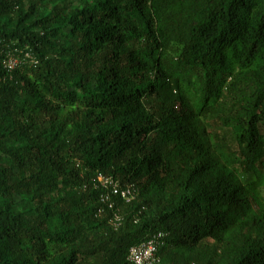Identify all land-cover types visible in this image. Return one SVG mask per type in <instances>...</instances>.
Masks as SVG:
<instances>
[{
	"label": "trees",
	"instance_id": "1",
	"mask_svg": "<svg viewBox=\"0 0 264 264\" xmlns=\"http://www.w3.org/2000/svg\"><path fill=\"white\" fill-rule=\"evenodd\" d=\"M159 232L160 264H264V0H0V264Z\"/></svg>",
	"mask_w": 264,
	"mask_h": 264
},
{
	"label": "built area",
	"instance_id": "2",
	"mask_svg": "<svg viewBox=\"0 0 264 264\" xmlns=\"http://www.w3.org/2000/svg\"><path fill=\"white\" fill-rule=\"evenodd\" d=\"M16 62V58L9 57L5 63L8 69H12ZM98 180L102 186L111 187L113 192H117L118 186L112 179L99 177ZM120 195L126 201H128L132 197L131 191L128 188L122 189L120 191ZM108 198V196L103 197L104 200H108ZM162 237L163 234L159 232L152 235L150 238L140 242L139 244L132 245L129 248L128 259L133 264H160L158 249L164 244V241L161 239Z\"/></svg>",
	"mask_w": 264,
	"mask_h": 264
},
{
	"label": "rangeland",
	"instance_id": "3",
	"mask_svg": "<svg viewBox=\"0 0 264 264\" xmlns=\"http://www.w3.org/2000/svg\"><path fill=\"white\" fill-rule=\"evenodd\" d=\"M11 57V56H10ZM14 58V57H13ZM17 60V59H16Z\"/></svg>",
	"mask_w": 264,
	"mask_h": 264
}]
</instances>
